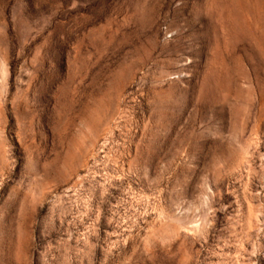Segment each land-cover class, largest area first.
Segmentation results:
<instances>
[{
    "label": "rangeland",
    "instance_id": "rangeland-1",
    "mask_svg": "<svg viewBox=\"0 0 264 264\" xmlns=\"http://www.w3.org/2000/svg\"><path fill=\"white\" fill-rule=\"evenodd\" d=\"M0 264H264V0H0Z\"/></svg>",
    "mask_w": 264,
    "mask_h": 264
}]
</instances>
